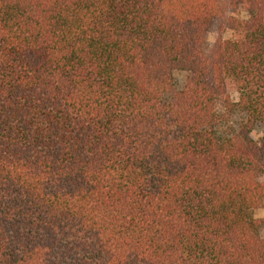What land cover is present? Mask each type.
Listing matches in <instances>:
<instances>
[{"label":"trees","instance_id":"16d2710c","mask_svg":"<svg viewBox=\"0 0 264 264\" xmlns=\"http://www.w3.org/2000/svg\"><path fill=\"white\" fill-rule=\"evenodd\" d=\"M263 208L264 0H0V264H264Z\"/></svg>","mask_w":264,"mask_h":264},{"label":"rangeland","instance_id":"374dc122","mask_svg":"<svg viewBox=\"0 0 264 264\" xmlns=\"http://www.w3.org/2000/svg\"><path fill=\"white\" fill-rule=\"evenodd\" d=\"M225 37L226 38H230V34H227ZM215 39H216V31H214L213 33H211V35L209 36V43H211V44L214 43ZM173 79L175 81L176 87L178 89H181L183 87V84H184L185 79H186V73L180 72V71H175L173 73ZM261 136H262V134L260 132V129H256L253 132V134H252V137L255 140L260 139ZM255 217L257 219H264V208L261 209V210L256 211Z\"/></svg>","mask_w":264,"mask_h":264}]
</instances>
